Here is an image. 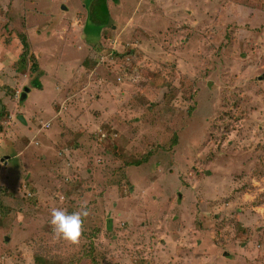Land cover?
I'll return each mask as SVG.
<instances>
[{"label":"rangeland","instance_id":"1","mask_svg":"<svg viewBox=\"0 0 264 264\" xmlns=\"http://www.w3.org/2000/svg\"><path fill=\"white\" fill-rule=\"evenodd\" d=\"M82 205L79 245L56 239L51 210ZM260 247L264 0H0V264H264Z\"/></svg>","mask_w":264,"mask_h":264},{"label":"clouds","instance_id":"2","mask_svg":"<svg viewBox=\"0 0 264 264\" xmlns=\"http://www.w3.org/2000/svg\"><path fill=\"white\" fill-rule=\"evenodd\" d=\"M50 215L54 237L71 245H79L84 231V220L90 215L86 205L71 213L63 208H53Z\"/></svg>","mask_w":264,"mask_h":264},{"label":"trees","instance_id":"3","mask_svg":"<svg viewBox=\"0 0 264 264\" xmlns=\"http://www.w3.org/2000/svg\"><path fill=\"white\" fill-rule=\"evenodd\" d=\"M113 1H118V0H113ZM20 35H21V39L23 40L24 47H25L23 53L20 56V60L21 61H26L28 56L33 58L34 61L32 62V70H35V69L37 70L39 68V66H38L37 61L35 60V58H36L35 55L33 53L28 55L29 51H31V50H30L29 42L27 40V35L24 32H21ZM35 54L37 55V53H35ZM97 56H98V52L97 51L92 52L90 54L91 58H90V60H88V64H90L91 61L93 62V63H91L89 65L90 67H93V65L95 63H97V60H98ZM134 57H135V54H134ZM36 86H38V87L41 86V83L37 82ZM176 139L177 138H175V140ZM152 152H153V149H147L145 152H143L142 155L139 156V160H138L140 162L139 165L144 163V162L146 163L149 160V158L152 156ZM117 156L122 157V155L119 152H117ZM138 161L129 162V161L123 160L124 165L122 167H128L130 165H134Z\"/></svg>","mask_w":264,"mask_h":264},{"label":"crops","instance_id":"4","mask_svg":"<svg viewBox=\"0 0 264 264\" xmlns=\"http://www.w3.org/2000/svg\"><path fill=\"white\" fill-rule=\"evenodd\" d=\"M32 82H33V83H32V85L30 86L31 89H29L28 87H26V88L29 89L28 92L33 90L32 87H33V86L35 87L36 84H37V82L41 83L40 78H37V77L34 78ZM41 87H42V83H41ZM30 93H31V92H30ZM21 96H22V94H21ZM26 97H27V96H26ZM260 252H261V253L264 252V247H260ZM263 256H264V255H262V257H263ZM260 258H261V257H259V260H260ZM263 260H264V258H263Z\"/></svg>","mask_w":264,"mask_h":264},{"label":"water","instance_id":"5","mask_svg":"<svg viewBox=\"0 0 264 264\" xmlns=\"http://www.w3.org/2000/svg\"><path fill=\"white\" fill-rule=\"evenodd\" d=\"M28 90H29L28 88H25V90L22 92V96H21L22 98L21 99H24L27 96Z\"/></svg>","mask_w":264,"mask_h":264}]
</instances>
